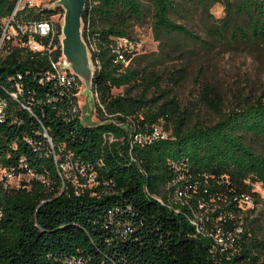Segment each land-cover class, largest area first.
I'll return each instance as SVG.
<instances>
[{
  "label": "trees",
  "instance_id": "obj_1",
  "mask_svg": "<svg viewBox=\"0 0 264 264\" xmlns=\"http://www.w3.org/2000/svg\"><path fill=\"white\" fill-rule=\"evenodd\" d=\"M187 0H86L82 33L96 64L93 123L74 110L79 77L61 81L51 57L32 50L26 34L5 36L0 47V166L20 178L0 188V264H258L263 244L245 223L241 202L264 187V100H242L223 110L222 96L203 83L197 101L219 115L213 122L193 120L192 111L173 98L149 97L159 88L157 75L127 64L113 52L115 38L132 37L131 27L151 10L155 38L181 34L200 39L173 20ZM203 11L220 2L226 15L211 24L219 40L244 44L264 40V0H188ZM15 0H0V39ZM62 17L60 5L27 7L17 20ZM236 16L243 18L237 20ZM59 43L61 24L56 21ZM17 28V26H16ZM16 38V41L13 39ZM177 78V77H176ZM114 88H120L117 93ZM170 133L150 141L160 118ZM22 159V160H21ZM76 165L96 184L65 179L62 164ZM200 204L214 209L202 217ZM211 216V217H209ZM222 223L225 245L212 222ZM205 228V229H204ZM209 231V232H208Z\"/></svg>",
  "mask_w": 264,
  "mask_h": 264
},
{
  "label": "rangeland",
  "instance_id": "obj_2",
  "mask_svg": "<svg viewBox=\"0 0 264 264\" xmlns=\"http://www.w3.org/2000/svg\"><path fill=\"white\" fill-rule=\"evenodd\" d=\"M147 8V16L143 21L132 25L131 34L140 47L139 51L133 54L135 64L147 66V70L157 75L159 81V88L153 90V94L149 93V97H159L160 100L173 98L181 108L192 111L194 121L205 123L215 121L219 115L197 101L203 83L210 84L222 96L223 110H228L246 98L253 100L261 97L264 100V40L236 44L228 40L215 39L208 31L211 24H220L221 19L226 15L222 3L215 2L203 11L197 2L187 0L178 12L170 14L173 20L188 26L200 39L188 38L181 34L155 38L151 27L150 6ZM236 17L237 20L243 21L242 17ZM52 19L54 22L62 23V17L58 14L52 16ZM4 27H6L5 21ZM14 30L8 25L6 34L14 36ZM16 38L17 36L13 41H16ZM0 43L1 47L2 41ZM90 63L93 68L91 58ZM60 67L79 77L78 106L81 117L89 123L95 122L97 116L94 95L85 88L83 78L64 63L63 54ZM120 90V88L113 89L115 93ZM156 125L161 135L166 136L170 133L164 117L160 118ZM73 167L71 164H62L61 171L65 179L84 186L85 183L79 178L81 176L85 178L88 186L94 185L91 177L76 166ZM0 173L5 179L4 169L1 166ZM29 177L28 174L7 176L6 181L9 186L14 187L18 185L20 178ZM253 188L259 193L260 198L257 203L253 196L250 201L241 202L239 223L242 225H239L236 231H240L247 223L246 228L251 229L263 244L260 248L258 264H264V187L260 183H254ZM200 207L201 210L197 211L195 216L198 217L199 223L200 221L202 223V217L214 207L203 204H200ZM221 224L217 219L212 222L213 228H217L216 237L219 243L225 245L227 240L224 237L223 227H220Z\"/></svg>",
  "mask_w": 264,
  "mask_h": 264
},
{
  "label": "built area",
  "instance_id": "obj_3",
  "mask_svg": "<svg viewBox=\"0 0 264 264\" xmlns=\"http://www.w3.org/2000/svg\"><path fill=\"white\" fill-rule=\"evenodd\" d=\"M55 2H56V0H15L11 14L5 20L6 27H4L0 42L4 39L5 36H10V35L6 34V28L9 25L10 27H13L15 29L13 31L14 32L13 35H16V34H26L27 35V42H28V45L30 46V48L32 50H40V51L45 50L50 54V53L54 52V50H56L58 48V45L60 44L61 54L58 56V58L56 60L53 59L52 56H50L51 57V64H52V67L54 68L56 76L61 81L70 82V81H73L77 75L68 71V70H62L60 67L61 59H62V45H61L62 32L59 34V43H57L55 41V37L57 34V27H56V23L54 22V20L52 18L39 20V21L29 19L26 22L17 20V12H19V11H21L27 7H40L43 5L49 6V5H54ZM16 26H17V28H16ZM88 49H89V53H90V57H91V52L94 50H97V47H96L95 43L90 42L88 45ZM139 49H140V47H139L138 43L133 39V37L122 35V36H118L115 38V46H114L112 51L115 52L116 59L118 61H121V62H124L125 64H127L129 62V60L126 59V55L128 53H130L133 56V54L138 52ZM92 64H93V69H95L96 64L99 66L98 60H96L95 63L92 61ZM78 93H79V91L77 92L76 105L73 108H74V110H79V112H80V108L78 106ZM93 95H94V100H95L96 94H93ZM3 105H4V102H0V110L2 109ZM80 116H81V114H80ZM158 137H164V135H161V132L157 128L156 124L153 125V128L151 129V131L148 134H134V139L139 141V142L150 141V140L158 138ZM74 166H76V165H74ZM3 169H4V177H6V178L3 179L1 177L2 174L0 173V180H1L0 181V188L2 190H5L8 187H10L6 181L7 176H15V175L12 174V172H10L8 169H6V168H3ZM82 171L84 172V170H82ZM88 177L92 178L93 183L95 185L96 181H95L94 173H91L90 175H88ZM78 185H81V184L79 183ZM244 200L250 201L251 196L250 195L243 196L242 202ZM1 214H2V209H1V205H0V216H1ZM217 241H218V239H217ZM64 262H65V264H86V261L82 257H75V256L65 258ZM99 264H110V263H105L103 261V262H100ZM111 264H116V263H111Z\"/></svg>",
  "mask_w": 264,
  "mask_h": 264
},
{
  "label": "water",
  "instance_id": "obj_4",
  "mask_svg": "<svg viewBox=\"0 0 264 264\" xmlns=\"http://www.w3.org/2000/svg\"><path fill=\"white\" fill-rule=\"evenodd\" d=\"M86 0H56L54 5L63 8L61 45L64 63L83 78L90 94L94 69L91 67L88 45L82 33V13Z\"/></svg>",
  "mask_w": 264,
  "mask_h": 264
}]
</instances>
